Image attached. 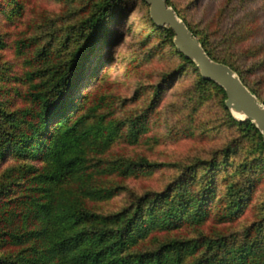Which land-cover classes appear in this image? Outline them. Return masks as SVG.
Wrapping results in <instances>:
<instances>
[{"label": "trees", "instance_id": "1", "mask_svg": "<svg viewBox=\"0 0 264 264\" xmlns=\"http://www.w3.org/2000/svg\"><path fill=\"white\" fill-rule=\"evenodd\" d=\"M120 1L91 0L90 10L76 24L80 40L62 58L51 57L54 53L47 47L32 50L27 60L36 67L23 73L28 82L21 95L25 104L6 108L0 103V159L8 154L16 159L0 171V264H264V215L250 221L240 241L219 232L207 235L199 228L208 219L221 226L243 212L256 185V179L245 172L264 170V146L249 120L230 115L223 89L203 78L193 62L175 49L168 27L156 25L146 13L152 32L173 49L180 63L161 76L145 104L124 118L102 114L87 122L88 116H95L98 99L91 98L81 113L67 105L97 74L100 56L114 41L110 24L120 15ZM166 3L182 17L170 0ZM183 21L205 52L235 70L264 103V81L250 76L252 64L237 59L257 52L240 43L243 34L214 28L211 37L206 29ZM147 37L148 33L143 39ZM20 45L34 43L20 40ZM183 66L196 70V97L210 90L218 94L228 122L239 130L246 144L238 147L246 153L233 168L247 183L227 178L222 195H217L219 162L227 161L233 150L225 146L223 158L187 164L160 190L133 195L115 211L91 209L87 202L108 199L118 190L108 175L150 172L166 164L144 156L106 160L100 154L116 135L129 144L137 141L157 94ZM187 227L197 230L181 233Z\"/></svg>", "mask_w": 264, "mask_h": 264}, {"label": "rangeland", "instance_id": "2", "mask_svg": "<svg viewBox=\"0 0 264 264\" xmlns=\"http://www.w3.org/2000/svg\"><path fill=\"white\" fill-rule=\"evenodd\" d=\"M170 1L180 12L181 19L189 25L206 29L211 37L214 36V28L240 31L238 35L243 34L240 43L244 47L257 49V52L237 59L244 65L252 64L250 76L264 81V0ZM90 2L91 0H0L1 104L6 108L25 104L21 95L28 82L23 73L36 67V64L27 60L31 51L43 46L54 53L51 57L62 58L66 50L80 40V29L76 24L90 10ZM117 7L120 15L115 23L110 24L115 30L114 41L108 46L106 53L100 56L102 63L97 74L77 92L80 95L78 98L72 96L67 103L69 108H76L75 113H81L87 110L91 98L98 99L101 103L94 110L95 116H88L86 122L102 114L105 115L104 118L113 119L128 116L147 102L161 76L176 69L180 63L173 49L160 41L150 29L146 18V3L140 0H121ZM241 25L245 28H240ZM105 33L106 31L103 34ZM147 33V39H143ZM20 40L34 45L19 47ZM180 71L157 94L153 109L147 117L145 131L137 141L129 144L120 135H116L108 149L100 154L106 160L144 156L166 164L150 172L136 170L128 176L108 175L109 181L118 185V190L108 199L87 202L91 209L102 213L115 211L126 205L133 195L160 190L187 164L210 157L218 160L223 158L221 150L225 146H230L233 150L226 157L227 161L219 162L221 165L216 171L217 195H222L227 178L247 183V180L243 181L245 176H241V172L233 168L246 153L238 145L246 143L239 130L228 122L218 94L210 90L199 101L194 85L196 70L192 66H183ZM261 88L264 93V83ZM15 160L12 154L1 158L0 171ZM195 171L197 176L198 169ZM245 175L248 178L254 177L256 185L242 209L243 212L236 220L221 226L208 219L204 226L199 227L204 234L219 232L224 233L227 238L240 241L250 221L264 215V170L246 171ZM214 199L216 198L213 197L212 200ZM196 230L187 227L181 233L191 234ZM158 237L161 238L160 235Z\"/></svg>", "mask_w": 264, "mask_h": 264}, {"label": "water", "instance_id": "3", "mask_svg": "<svg viewBox=\"0 0 264 264\" xmlns=\"http://www.w3.org/2000/svg\"><path fill=\"white\" fill-rule=\"evenodd\" d=\"M147 4L150 19L172 32L175 49L190 59L199 74L212 80L224 91L223 103L230 114L238 120H249L258 130L264 146V104L241 81L229 65L212 59L185 22L176 14L166 0H143Z\"/></svg>", "mask_w": 264, "mask_h": 264}]
</instances>
